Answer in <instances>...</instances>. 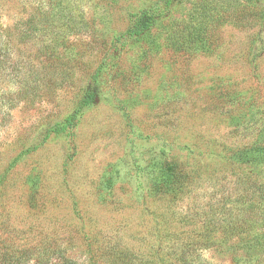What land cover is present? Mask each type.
<instances>
[{"label": "rangeland", "instance_id": "obj_1", "mask_svg": "<svg viewBox=\"0 0 264 264\" xmlns=\"http://www.w3.org/2000/svg\"><path fill=\"white\" fill-rule=\"evenodd\" d=\"M192 1L172 15H187ZM148 3L0 0V244L35 247L23 264H48L54 247L78 264H112L122 254L136 264H179L196 240H208L199 252L208 262L235 264L244 229L231 237L226 221L204 222L241 211L233 207L247 205L249 180L264 176L231 160L264 145V20L224 22L211 53L174 52L162 29L115 51L128 14ZM49 62L71 70L47 74L56 84L65 78L63 86L42 82ZM97 70L99 99L72 133L24 154L75 110ZM168 161L180 181L166 189Z\"/></svg>", "mask_w": 264, "mask_h": 264}, {"label": "trees", "instance_id": "obj_2", "mask_svg": "<svg viewBox=\"0 0 264 264\" xmlns=\"http://www.w3.org/2000/svg\"><path fill=\"white\" fill-rule=\"evenodd\" d=\"M182 2L183 0H149L146 6L130 12L127 16L128 27L123 33L114 38L115 51L126 47L127 43L131 41L135 43L145 40L154 31L162 29L166 30L167 45L174 52H187L189 55H192L193 50H196V53H211L220 44V40L222 39L220 27L224 22L231 21L238 25L252 27L260 25L264 20V7L258 6L257 3L250 0H193L187 15L173 16V8ZM36 25L35 23L32 24L33 30H36ZM48 47L49 49L52 48L51 45H48ZM0 56L5 58L7 55L4 56V53L2 54L0 51ZM43 68L46 69L44 71L46 75L42 76V82L51 86H63L65 78L59 84H56V81H53V77H48V73L58 71V74L65 73L68 76L71 71H69L68 67L63 69L62 66L55 62L46 63ZM33 71L39 77L40 72L37 69ZM99 77V71L97 70L87 80L75 110L62 120L49 125L40 142L29 146L24 151V154H31L37 151L54 133H72V129L78 125L84 109L91 107L99 99L101 90V80ZM32 87L34 88V86ZM23 93L26 95L27 88L23 90ZM253 149L254 147L252 146L243 151H238L237 155L232 156L231 160H235L241 164L247 163L248 167L252 168V170L254 168L264 171V145H259L255 153ZM16 159H19V157ZM165 170L168 173L166 179H164V184L162 180L158 183L163 184L162 188L165 187L166 189L170 184H175L176 186L180 181V169L177 168L174 162L168 161ZM259 171L257 175L261 176L263 172ZM5 177V175L0 176V188L5 181ZM257 179H250L249 186L246 187L245 192L242 194L247 201V205L243 208H239L238 206L233 207L235 208L234 212L237 209L241 211L235 214L231 212L230 218L228 216L227 219L215 218L214 215H211L204 222V225L208 226V222L213 223L214 221V225L216 226L217 224L222 225L226 221L225 229L230 232L231 237L238 231L239 227L244 229L245 235L248 236L239 238L238 242L242 241L241 243L233 244V252L236 253L234 254V258L236 259L235 264H264V176H261L259 181ZM158 189H161V186ZM241 218L244 220L243 226L238 225ZM14 242L15 240H8L2 241V244H0V264H23L35 257L33 255V252H36L35 247L30 248V250H24L20 246H15ZM207 243L208 240H196V244L193 246L186 244L184 247L186 249L178 253V263L213 264L205 260L199 253L200 249L208 246ZM117 250V248H113L111 252L115 254ZM50 253L51 256L47 259L48 264H78L70 257L67 248L54 247ZM129 256V254L125 256L122 254V258L120 259L114 257L111 263L136 264ZM39 262L43 263L44 261L40 258Z\"/></svg>", "mask_w": 264, "mask_h": 264}]
</instances>
